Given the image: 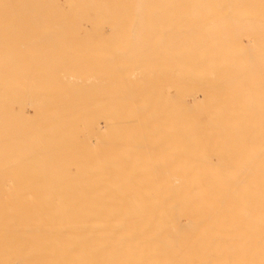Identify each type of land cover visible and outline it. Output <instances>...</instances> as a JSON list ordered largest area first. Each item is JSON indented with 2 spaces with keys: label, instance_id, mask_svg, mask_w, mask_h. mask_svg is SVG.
<instances>
[{
  "label": "bare ground",
  "instance_id": "1",
  "mask_svg": "<svg viewBox=\"0 0 264 264\" xmlns=\"http://www.w3.org/2000/svg\"><path fill=\"white\" fill-rule=\"evenodd\" d=\"M60 1L0 0V264H264V0Z\"/></svg>",
  "mask_w": 264,
  "mask_h": 264
},
{
  "label": "rangeland",
  "instance_id": "2",
  "mask_svg": "<svg viewBox=\"0 0 264 264\" xmlns=\"http://www.w3.org/2000/svg\"><path fill=\"white\" fill-rule=\"evenodd\" d=\"M60 5H61L62 8H64L65 5H64V1L63 0L60 1ZM89 13L92 14L91 11ZM84 22L85 21H83V25L86 26L87 24H85L86 22L85 23ZM91 23H92V21H91ZM97 53L99 54L100 52H97ZM97 53L95 52L94 54L97 55ZM108 53H110V52H108ZM91 54L94 55L93 53H91ZM103 54H106V53H102L101 55H103ZM96 61H98V60H96ZM94 135L96 136V134H94Z\"/></svg>",
  "mask_w": 264,
  "mask_h": 264
}]
</instances>
